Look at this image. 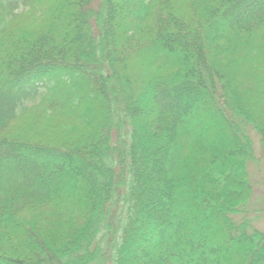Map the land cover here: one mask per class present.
<instances>
[{"label": "trees", "instance_id": "obj_1", "mask_svg": "<svg viewBox=\"0 0 264 264\" xmlns=\"http://www.w3.org/2000/svg\"><path fill=\"white\" fill-rule=\"evenodd\" d=\"M263 60L264 0H0V264H264Z\"/></svg>", "mask_w": 264, "mask_h": 264}, {"label": "rangeland", "instance_id": "obj_2", "mask_svg": "<svg viewBox=\"0 0 264 264\" xmlns=\"http://www.w3.org/2000/svg\"><path fill=\"white\" fill-rule=\"evenodd\" d=\"M130 64H134L135 67L136 66L138 67L139 60H134ZM262 64H264V60L262 61ZM255 101H257V106H259V111L263 114L264 113L263 103H261L258 100ZM26 117L27 119L30 118L35 119L37 116L35 114H29ZM56 125H58V123ZM248 129L254 141L255 156H256L254 160L248 161L249 162L248 171H249L250 183L252 185V191L250 193L251 194L250 198L242 206L241 212L234 215V219L238 223H241L246 219L245 221L248 222L249 231H254L255 228L264 229V152L262 149L259 133L251 125H249ZM70 171L73 172L74 170L70 168ZM102 244L105 248L103 263L110 264L108 256L111 259L112 250L110 252V246H107L104 243V240L102 241ZM213 251L215 254L214 256H212L213 259H216L219 256L216 260L219 259V262L222 264H229V262L231 264L233 258H234V262H237L240 259V257H238L240 254L237 251V249L235 250V247L232 246L227 241L222 242L219 246L216 247L214 246L210 250V252ZM202 257L203 258L201 259L205 264L206 256L205 257L202 256Z\"/></svg>", "mask_w": 264, "mask_h": 264}]
</instances>
